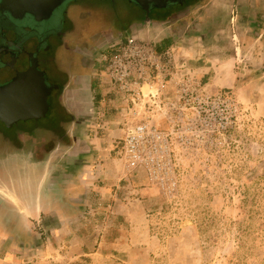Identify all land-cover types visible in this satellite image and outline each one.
Listing matches in <instances>:
<instances>
[{"label":"rangeland","instance_id":"rangeland-1","mask_svg":"<svg viewBox=\"0 0 264 264\" xmlns=\"http://www.w3.org/2000/svg\"><path fill=\"white\" fill-rule=\"evenodd\" d=\"M113 4L122 15L135 9ZM215 45L213 65L204 64L213 67L203 73L213 92V135L171 136L170 164L152 178L142 168L119 172L121 130L115 119L92 120L105 164L89 176L96 188L60 221L14 217L23 231L0 234V264H264V79L251 64L258 47L219 58ZM178 53L201 76L194 58ZM225 61L234 83L211 84L212 75L226 76L216 69Z\"/></svg>","mask_w":264,"mask_h":264},{"label":"flooded vegetation","instance_id":"flooded-vegetation-1","mask_svg":"<svg viewBox=\"0 0 264 264\" xmlns=\"http://www.w3.org/2000/svg\"><path fill=\"white\" fill-rule=\"evenodd\" d=\"M82 1L65 0L49 17L36 20L13 17L0 0V84L36 65L51 87L48 110L42 118L11 125L0 119V205L15 207L26 219L32 218L31 213L37 214L33 219L47 214L56 218L54 212L76 210L77 201L83 199L81 191L77 195L80 199L67 200L61 181L71 179L76 184L80 178L76 184L80 186L86 177L83 166L90 155L92 120L96 119L99 102L94 75L101 59L119 42L128 38L147 40L158 49H176L190 56L216 43L219 58L230 54L236 57L241 50L248 54L256 45L258 52L251 54L255 59L251 64L255 70L264 71V10L226 27L234 36H213L210 43L209 37L196 42L178 36L192 29L194 6L204 0H179L165 7H152L148 19L145 11L129 0L124 1L135 9L127 15L117 12L114 0H101L111 4L106 13L95 3ZM147 24L158 26L163 33L146 37ZM167 38L174 39V44L163 45ZM220 42H226L222 49ZM206 50L212 55L211 49ZM49 175L62 178L56 183L61 193L49 190Z\"/></svg>","mask_w":264,"mask_h":264},{"label":"built area","instance_id":"built-area-1","mask_svg":"<svg viewBox=\"0 0 264 264\" xmlns=\"http://www.w3.org/2000/svg\"><path fill=\"white\" fill-rule=\"evenodd\" d=\"M180 57L175 49L128 38L101 59L96 119H115L116 154L126 173L142 168L160 175L170 164L171 136L213 135V92Z\"/></svg>","mask_w":264,"mask_h":264},{"label":"crops","instance_id":"crops-1","mask_svg":"<svg viewBox=\"0 0 264 264\" xmlns=\"http://www.w3.org/2000/svg\"><path fill=\"white\" fill-rule=\"evenodd\" d=\"M262 10H264V0H204L200 3H198L196 6H194V14L192 16L193 19V27L191 30L189 31H185V33L183 34H179L178 36H187L188 40H193L198 42V40L200 41H204L205 38L209 37V41L210 43H213V36H234L232 34V29L230 31V29L226 30V27H230L232 25V23H234L236 20H239L240 18H244V17H252L253 15L255 16L256 14L260 13ZM237 13L236 14L234 13ZM240 16V17H239ZM146 30H145V35L148 38H154L156 36H159V34L163 33L162 30L159 29L158 26L155 25H149L148 24L145 26ZM225 28V29H224ZM167 36H173L172 34H169ZM188 36H195V37H188ZM174 39L171 38H167L165 40H163L162 44L164 45H173L174 43ZM179 44H181V41H178ZM160 50H162L163 48H159ZM206 49H211L213 51V45H211V47L209 48H204V49H197L196 55L195 56H191L192 58H194L195 63L198 66V72L202 73L201 75L206 78L205 74L208 72V69L210 67L213 66H209L207 65L208 68H206V66L204 64L207 63H211L213 65V57H210V53L209 55L206 54L209 51ZM218 49V47H217ZM206 55V56H205ZM213 56V53L212 55ZM220 63V62H219ZM228 65H223V64H219L218 66L216 65V69H225V77L224 78H220L217 76H211L209 77L210 79V83L213 84H217L219 86H223L224 87H231L232 84L234 83L233 79L235 78H229L228 74L230 72L229 69H231V66L229 64V62H226ZM233 64V63H232ZM232 67H235V63L232 65ZM100 67L96 70L95 72V79H96V84H97V88L96 91L98 92V96H99V85H98V80H97V72L100 70ZM227 68V69H226ZM249 72H256L253 70H248ZM259 73V78H263L264 79V71L261 70H257ZM205 73V74H203ZM238 75V74H237ZM231 77V76H230ZM252 77L248 80V82H252ZM99 139H96V135L94 133H92L90 135L89 138V152L90 155L87 156V159L85 160V165L83 166V171H86V177L84 176V180H82V183L80 186H76L77 183H79L80 178L77 179L76 184H74L75 182H72L71 179L67 180V181H61L62 178H60V180L58 179L59 176L55 177V176H47L49 184L48 186H50L49 190L50 191H57L60 192V189L57 186V182L61 181V189H65V194H66V199L69 201H75L76 199H80L79 196V192H85V193H89L91 191V189H95L96 186H94V182H93V177L90 180L89 176L93 174L94 170H98L100 167H104L105 164L102 165L101 161H100V154H97V150L103 151V149L100 148L99 145ZM109 150V148H108ZM102 153V152H100ZM103 154V153H102ZM105 155V154H104ZM104 160V159H103ZM120 162V161H119ZM117 163V162H116ZM118 171L122 172L125 171L124 167L121 166L118 163ZM120 167V168H119ZM56 171L57 169L53 168L52 171ZM41 171H43V169H41ZM58 173V172H57ZM56 173V174H57ZM88 173V174H87ZM59 174V173H58ZM42 175H39V178H41ZM73 174H72V178H73ZM120 174L118 173L116 176L113 175L112 177H119ZM56 179V180H55ZM67 179V178H66ZM44 183V182H43ZM61 193V192H60ZM57 195V194H56ZM60 195V194H59ZM58 196V195H57ZM62 197L63 200V196ZM10 205H0V234H8V233H19L20 231H23V228H14L13 224V218L20 216L21 213L18 209H16L15 207L11 208L14 210L13 213H9V208L7 209V207H9ZM8 210V211H7ZM56 211V210H55ZM74 211V210H73ZM72 213V212H71ZM55 216L59 219L58 221H60V219H62L61 217H63V213H58L57 211L54 212ZM31 216H37V214H30ZM72 216L75 215V212H73L71 214ZM13 223V224H12ZM8 236V235H7ZM4 237V236H2ZM9 237V236H8Z\"/></svg>","mask_w":264,"mask_h":264},{"label":"water","instance_id":"water-1","mask_svg":"<svg viewBox=\"0 0 264 264\" xmlns=\"http://www.w3.org/2000/svg\"><path fill=\"white\" fill-rule=\"evenodd\" d=\"M65 0H1V4L10 14L19 19H45L54 8ZM145 11L148 19L152 7H165L179 0H129ZM51 87L44 73L36 65L17 73L11 80L0 84V119L6 124L18 121L37 120L48 110L47 98Z\"/></svg>","mask_w":264,"mask_h":264}]
</instances>
